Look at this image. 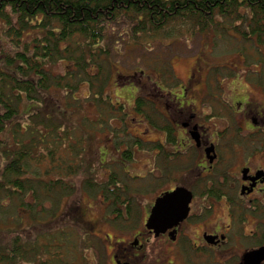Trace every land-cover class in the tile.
<instances>
[{
	"label": "trees",
	"instance_id": "16d2710c",
	"mask_svg": "<svg viewBox=\"0 0 264 264\" xmlns=\"http://www.w3.org/2000/svg\"><path fill=\"white\" fill-rule=\"evenodd\" d=\"M116 25L144 50L183 32L209 29L226 36L230 32L228 36L239 44L264 46V0H0V156L7 160L0 167V211L12 208L15 213L21 208L33 222L26 233L8 231L14 234L10 241L0 229V264H54L59 250L66 252L70 243L79 241L81 246L84 240L61 231L54 218L63 195L77 189L67 175H78L79 165L89 163L86 146L73 143L76 132L103 128L113 120L99 116L90 125L79 112L83 109H77L82 100L74 95L86 87L82 99L94 106L92 110L109 114L125 110L122 102L109 101L105 92L113 55L109 40ZM263 65L264 61L259 69ZM247 81L251 89L264 91L262 69ZM130 98L137 112L144 102L150 106L151 122L158 124L151 102ZM74 112L81 114L76 123L71 119ZM34 163L35 176L30 171ZM4 197L14 202L5 206ZM83 217L76 213L72 225L83 221L92 229ZM46 218L51 220L41 223ZM28 233L32 238L23 239ZM54 233L62 242L49 249Z\"/></svg>",
	"mask_w": 264,
	"mask_h": 264
},
{
	"label": "flooded vegetation",
	"instance_id": "af4514ba",
	"mask_svg": "<svg viewBox=\"0 0 264 264\" xmlns=\"http://www.w3.org/2000/svg\"><path fill=\"white\" fill-rule=\"evenodd\" d=\"M218 67L207 60L191 64L173 76L171 86L155 83L157 93L146 98L140 89L151 82L140 77L135 91L125 97L127 102L133 95V101L138 97L151 103L149 96L155 98L158 105L151 108L158 113V124L151 122L145 102L140 112L132 105L131 111L119 113L125 127L130 126L128 117L132 122L129 148L114 143L118 133L108 139L116 158L105 161L113 167L105 169L103 181L96 180L102 218L101 224H91L115 234L104 233L110 237V264H161L162 254L190 264L189 256L200 253L227 256L213 264H264V95L251 89L249 75L221 77ZM145 72L121 74L123 84H118H132L134 76ZM240 83L246 84L243 94L237 92ZM122 121L115 118L113 126L119 130ZM143 131H153L155 138ZM139 152L149 157L142 174L130 169ZM153 168L159 174L151 175ZM175 190L182 193L174 197ZM158 200L170 208L186 205L187 212L156 233L146 223ZM254 251L257 258L247 256Z\"/></svg>",
	"mask_w": 264,
	"mask_h": 264
},
{
	"label": "rangeland",
	"instance_id": "374dc122",
	"mask_svg": "<svg viewBox=\"0 0 264 264\" xmlns=\"http://www.w3.org/2000/svg\"><path fill=\"white\" fill-rule=\"evenodd\" d=\"M121 30L122 27L120 25H116L110 34L111 39L109 41L112 42L110 46L113 50L110 47L109 48L111 49L113 55L110 60V82L107 89H105V92L111 96L109 101L112 100L113 103L117 101L125 103L126 112L131 111L132 100L127 102L125 97L130 95L132 90H134L135 82H137L140 77L144 80L149 77V79L156 81L158 84L171 86L174 75L181 74L184 70L189 68L191 64H196L198 62L204 63L205 60L209 61L210 64L220 65V67L216 68V75L221 77L225 74H230L233 77L236 74H246L251 77L254 72L260 71V69H262L264 77V65L259 69L264 61V46H255L252 43L245 41H241L242 44H239L237 41L229 37L231 35L230 32L227 33L229 36L220 33L219 30L216 29H209L206 31L194 30V34H186L183 32V29V33L175 35L173 39L155 42L152 45V48L144 50L141 43L136 44L127 34L121 33ZM217 37H220V39L215 40ZM238 49H240V52L237 51ZM201 57L205 60H202ZM138 69L146 70L144 76L137 74L134 78H132V84H127L121 87L120 84H123V80L119 77V75H129L132 74L131 72L133 70ZM159 77L161 78L160 80ZM115 84L118 87L116 90L114 87ZM245 85V83H240L237 90L239 94H243ZM140 90L144 98H146L148 94L150 95V93L151 96L157 93L152 82L149 87ZM256 91H259L260 96L264 95V91ZM86 94L87 88L82 87L81 90L74 96L77 97L78 100H82V104L77 106V109H83L79 112L86 115L91 123L90 125L93 126L94 124L92 123L97 121L99 116H105L106 118H112L113 120H108L103 128L95 126L94 128L85 129V131H77L76 137L73 139V143L78 145V147L86 146L89 163L79 165L81 167V171L78 172V175H67V180L77 189L74 188L71 193L63 195L60 201L61 208L54 218V222L61 224V231L64 233H70L72 237L82 235L84 236V240L81 239V246L79 245V241H73L70 243V249L66 252H62V249L59 250L61 255L54 261V264H110L108 254V252H111V250H109L111 249L110 237H105L104 233H109V235L115 234L112 233L106 226L99 227L98 224L94 229H87L83 221H77L75 219L76 221L74 222V225L76 227L72 225L73 223H71V221L74 217H76V213H81L84 215L83 218L89 222L91 227V223H95L94 221L101 224L100 219L102 218V210L97 202L99 199V193H95L97 185L96 180L103 181L107 177H105V169L107 170L108 168H111L112 165L106 163L105 161L116 158V154L112 150V147H116L109 146L107 137L113 138L114 135L118 133L119 136H116V139L119 140V142L114 143L122 144V148H129L130 142L133 139L131 135V132L133 133V126L130 118L128 117L127 122L130 126L125 127L122 121L120 122L121 126L118 130L117 124L113 126V123L115 118L119 117V113L112 110H110L111 114L108 113V110L103 113L98 109L92 110L94 106L90 105V102L87 105V103L84 102L85 99H82ZM151 96V104L158 105L155 102V98ZM80 113L74 112V116L71 118L72 121L75 123L78 122L81 117ZM142 134L146 135L149 139L155 138V136H153V131H143ZM157 136L160 137L159 132ZM79 138L81 140H79ZM62 150L64 155L66 147ZM2 158L3 157L1 156L0 165L1 160H3ZM69 158L70 156L67 157V159ZM135 158L136 160L133 162L132 167H130L131 172L138 174L144 173L145 170L149 168L148 155L144 152H139L135 155ZM6 162L7 160H5V163ZM30 167V171H33V176H35V163ZM44 167L45 166L42 168ZM126 169H128L127 166ZM154 169L155 168L149 171H154ZM40 171L41 169L39 172ZM153 174L156 175L159 173L155 170L151 175ZM148 175L150 174L147 172V176ZM140 184L141 183H139V185ZM6 202L13 203L14 201L13 199H10V197H4L5 206ZM47 206H49V204H47ZM2 216L6 217L3 218ZM18 219H21V225L18 224L19 222H16ZM50 220L51 218L42 219L41 223H46ZM16 224L20 227H17ZM32 224L33 222L30 220V217H28V214L21 208H16L15 213H12V208L0 211V229L3 232V236L6 241H10L11 237L14 236V234H8V231L19 229L26 233L25 230ZM93 233H96L99 237ZM58 237L59 235L54 233L53 237L49 238V249H52V247L54 249L57 248V243L62 242L61 239L58 240ZM28 238H32L31 234L28 233V235H23V239ZM87 244L92 245V247H87ZM75 245L77 248H81H78L79 250H77L74 247ZM165 256L166 254H162L160 256V260H164V262L161 261V264H167L168 262H172V264H184L177 256L172 255L169 259L164 258ZM189 257L190 258H188V260H190V264H213L215 262L214 261L212 263L213 259L219 260L217 257L225 259L227 256L218 255L212 258L211 254L200 253L198 254V257H193V255H190ZM50 260L53 259L50 258Z\"/></svg>",
	"mask_w": 264,
	"mask_h": 264
},
{
	"label": "water",
	"instance_id": "95a60500",
	"mask_svg": "<svg viewBox=\"0 0 264 264\" xmlns=\"http://www.w3.org/2000/svg\"><path fill=\"white\" fill-rule=\"evenodd\" d=\"M180 193H182L181 190H175L172 194L174 195V197H178ZM175 204H177V201H175ZM186 212V205L184 207L175 206L170 208L168 203L163 200H158L156 205L152 208L146 226L153 229L156 233L161 232L166 228L171 227L172 224H175L178 219H182L186 215ZM260 252L262 254V252H264V249L260 250ZM256 255L257 253L255 251L247 254L248 257L254 258H257Z\"/></svg>",
	"mask_w": 264,
	"mask_h": 264
}]
</instances>
